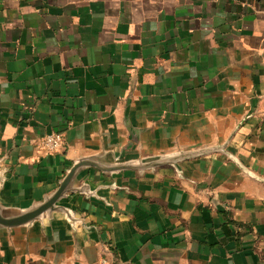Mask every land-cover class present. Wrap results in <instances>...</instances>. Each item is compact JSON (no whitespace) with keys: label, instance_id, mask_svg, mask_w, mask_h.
Returning a JSON list of instances; mask_svg holds the SVG:
<instances>
[{"label":"crops","instance_id":"1","mask_svg":"<svg viewBox=\"0 0 264 264\" xmlns=\"http://www.w3.org/2000/svg\"><path fill=\"white\" fill-rule=\"evenodd\" d=\"M195 151L83 168L58 202L72 219L0 229V264H264V0H0L5 207L82 157Z\"/></svg>","mask_w":264,"mask_h":264},{"label":"water","instance_id":"2","mask_svg":"<svg viewBox=\"0 0 264 264\" xmlns=\"http://www.w3.org/2000/svg\"><path fill=\"white\" fill-rule=\"evenodd\" d=\"M219 151H222L218 149ZM208 151V150H207ZM207 151H195L182 153L176 156H165L146 161L106 163L99 156H89L77 159L72 166L65 172L64 177L58 182L57 188L42 201L31 205L26 209H16L5 207L0 201V229H8L16 226L30 224L39 220L43 215L52 216L60 213L71 218L69 209L58 204V202L70 192H82L87 186H75V180L78 173L86 167H93L102 173H111L121 170L143 171L166 164H174L179 160L196 157ZM225 153V152H224ZM0 175V186H1Z\"/></svg>","mask_w":264,"mask_h":264},{"label":"built area","instance_id":"3","mask_svg":"<svg viewBox=\"0 0 264 264\" xmlns=\"http://www.w3.org/2000/svg\"><path fill=\"white\" fill-rule=\"evenodd\" d=\"M63 138L59 133H49L42 138L41 148L48 153H55L61 150ZM104 263V262H103Z\"/></svg>","mask_w":264,"mask_h":264}]
</instances>
